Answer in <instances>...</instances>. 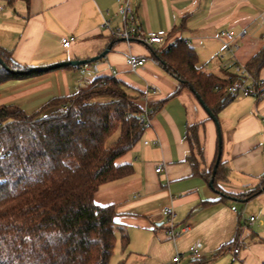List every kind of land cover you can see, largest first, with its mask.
<instances>
[{
	"label": "crops",
	"instance_id": "crops-1",
	"mask_svg": "<svg viewBox=\"0 0 264 264\" xmlns=\"http://www.w3.org/2000/svg\"><path fill=\"white\" fill-rule=\"evenodd\" d=\"M130 1L142 31H164L166 43L186 40L202 70L224 78L234 75L247 85L264 82V65L255 59L264 51V0ZM0 5V47L21 64L89 59L108 48L94 61L96 70L63 66L0 83V105L48 114L53 100L76 94L98 77H113L140 92L142 108H156L141 138L115 161L130 164L131 173L102 184L93 196L99 205L114 206L116 221L129 236L123 248L117 235L109 264H172L176 252L183 254L178 264H189L194 257L188 256V248L196 241L205 264L264 261V189L247 200L233 197L264 179V86L260 95L234 94L216 115L226 170L218 181L221 194L199 174L210 169L216 155L214 121L188 87L174 93L177 81L151 57L155 46L126 42L100 27L104 20L111 27L121 22L117 0H0ZM221 31L234 36L229 49ZM69 35L75 39L64 48L61 38ZM128 53L145 56V64L131 70L125 63ZM194 124L202 149L199 156L194 149L198 172L186 158L192 151L186 130ZM235 201L243 203L241 208ZM167 206L174 210L175 229L188 226L174 241L164 234L162 210Z\"/></svg>",
	"mask_w": 264,
	"mask_h": 264
},
{
	"label": "trees",
	"instance_id": "trees-1",
	"mask_svg": "<svg viewBox=\"0 0 264 264\" xmlns=\"http://www.w3.org/2000/svg\"><path fill=\"white\" fill-rule=\"evenodd\" d=\"M151 53L177 81L174 93L188 87L215 116L234 98L225 87L239 79L202 70L195 53L181 41ZM0 59L7 66L0 64V83L48 71L17 62L2 47ZM255 59L263 66L264 51ZM140 95L118 79L98 77L92 86L50 102L53 111L48 114L0 105V264H109L118 234L122 247L127 246L129 236L116 221L114 206L99 205L93 196L102 184L132 171L130 164L115 161L145 129L139 122ZM197 131L198 124L186 130L192 148L186 158L194 172H198L194 149L196 155L202 154ZM216 155L210 169L199 172L208 182ZM225 171L220 159L210 187L221 194L218 181ZM260 187L264 189V179L233 197L250 199ZM205 263L193 258L189 264Z\"/></svg>",
	"mask_w": 264,
	"mask_h": 264
},
{
	"label": "built area",
	"instance_id": "built-area-1",
	"mask_svg": "<svg viewBox=\"0 0 264 264\" xmlns=\"http://www.w3.org/2000/svg\"><path fill=\"white\" fill-rule=\"evenodd\" d=\"M117 13L121 16V22L114 27L110 26L109 21H102L101 28L109 29L113 32L118 38L125 40L126 42L137 41L143 43L147 46H155V51L162 52L168 48L170 45H177V41H181L182 44H186V40H176L174 42L166 43L165 40V32L164 31H142L136 21H135V13L132 7L130 0H117ZM2 9V5H0V10ZM263 25V32L262 38L264 39V18L262 21ZM246 32L243 29L240 34H244ZM220 36L224 38L223 43L224 47L229 49L231 43L234 39V36L231 32L221 31ZM75 37L73 35L64 36L61 38V45L64 48L70 46L72 41H74ZM146 62L145 56H138L132 53H128L125 56V63L126 65L133 71H135L138 67L143 66ZM88 65H90L93 69H97V63H85L80 65V67L85 69ZM115 73V71H114ZM93 85V82L88 83L85 85L84 88H88ZM264 86L263 80H260L258 83H253L251 85L244 84L241 81H235L233 83L228 84L225 87V90L231 94H240L247 96L249 94L260 95L262 92V87ZM217 88V87H216ZM147 94V93H146ZM146 94L144 98H146ZM152 116V111L147 106L142 108V111L139 114V122L143 125V127H147L150 124ZM162 168V165H158L156 171L159 172ZM264 174V172H263ZM233 210L235 209L234 206L231 207ZM162 213L166 219V228L164 234L166 238L171 240H175L177 236L181 233L185 232L188 228L187 225L181 226L179 229H175V222H174V210L171 206H167L162 210ZM254 219L253 216L249 217V221L251 222ZM188 252L197 259L203 258V253L201 250L200 242L196 241L188 248ZM233 252L236 254L238 249L235 248ZM183 254L176 252L172 258V264H178L181 260Z\"/></svg>",
	"mask_w": 264,
	"mask_h": 264
},
{
	"label": "water",
	"instance_id": "water-1",
	"mask_svg": "<svg viewBox=\"0 0 264 264\" xmlns=\"http://www.w3.org/2000/svg\"><path fill=\"white\" fill-rule=\"evenodd\" d=\"M108 48L104 49L99 55L93 56L89 59H81V60H64V61H60V62H56L47 66H36L34 67V69L36 70H50V69H54V68H58V67H63V66H79L85 63H90V62H94L96 60H98L99 58L105 56V54L107 53ZM0 64L7 68V66L5 65V63L0 59ZM196 98L198 99L199 103L202 105V107L204 108V110L208 113V115L210 116V118L214 121L216 129H217V136H218V145H217V155H216V159H215V163L212 169V175H211V179L208 182V185L211 186L212 181H213V177L216 171V167L217 164L221 158V151H222V141H221V133H220V126L218 124V120L216 118V116L211 112V110L203 103L202 99L200 98L199 95H195Z\"/></svg>",
	"mask_w": 264,
	"mask_h": 264
},
{
	"label": "rangeland",
	"instance_id": "rangeland-1",
	"mask_svg": "<svg viewBox=\"0 0 264 264\" xmlns=\"http://www.w3.org/2000/svg\"><path fill=\"white\" fill-rule=\"evenodd\" d=\"M235 203H236V205L239 207V208H241V206L243 205V203L242 202H240V201H235ZM247 214H248V211L246 212ZM188 256H192L190 253H188ZM186 257V256H185ZM184 257V258H185ZM193 257V256H192ZM182 260V259H181ZM208 264H215L214 262H209Z\"/></svg>",
	"mask_w": 264,
	"mask_h": 264
}]
</instances>
